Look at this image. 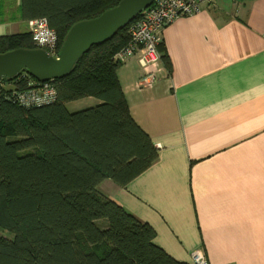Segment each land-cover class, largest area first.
Masks as SVG:
<instances>
[{"label": "crops", "instance_id": "obj_1", "mask_svg": "<svg viewBox=\"0 0 264 264\" xmlns=\"http://www.w3.org/2000/svg\"><path fill=\"white\" fill-rule=\"evenodd\" d=\"M230 2L165 28L159 50L172 71L162 58L153 87L139 86L138 56L118 70L130 113L159 157L128 186L108 179L100 190L186 264L197 251L211 264H264V0ZM17 4L18 18L0 24V36L31 33Z\"/></svg>", "mask_w": 264, "mask_h": 264}, {"label": "trees", "instance_id": "obj_2", "mask_svg": "<svg viewBox=\"0 0 264 264\" xmlns=\"http://www.w3.org/2000/svg\"><path fill=\"white\" fill-rule=\"evenodd\" d=\"M121 1L21 0L23 21L46 19L55 32L46 45L32 33L0 36V54L42 48L57 56L75 24ZM130 24L52 81L53 103L17 102V93L40 83L26 71L0 80V264H186L155 244L153 227L100 190L108 179L128 186L159 157L118 78L117 55L129 43ZM168 57L164 50L172 71ZM87 98L100 103L68 110Z\"/></svg>", "mask_w": 264, "mask_h": 264}, {"label": "built area", "instance_id": "obj_3", "mask_svg": "<svg viewBox=\"0 0 264 264\" xmlns=\"http://www.w3.org/2000/svg\"><path fill=\"white\" fill-rule=\"evenodd\" d=\"M215 0H154L153 4L133 20L129 27V43L117 55L122 63L138 56L143 69L139 81L141 88L153 87L160 71L163 31L179 18L198 13L203 6H212ZM54 30L46 19L32 22V36L40 45L49 44ZM40 82V81H39ZM57 98L56 88L49 82H40L37 86L16 94V100L25 107L41 106L53 103ZM192 264H211L207 256L197 251L192 255Z\"/></svg>", "mask_w": 264, "mask_h": 264}, {"label": "water", "instance_id": "obj_4", "mask_svg": "<svg viewBox=\"0 0 264 264\" xmlns=\"http://www.w3.org/2000/svg\"><path fill=\"white\" fill-rule=\"evenodd\" d=\"M154 0H122L99 17L75 24L57 56L45 49H17L0 54V80L13 79L26 71L40 82L69 75L79 59L92 47L100 46L148 9Z\"/></svg>", "mask_w": 264, "mask_h": 264}, {"label": "rangeland", "instance_id": "obj_5", "mask_svg": "<svg viewBox=\"0 0 264 264\" xmlns=\"http://www.w3.org/2000/svg\"><path fill=\"white\" fill-rule=\"evenodd\" d=\"M218 1V0H216ZM228 2V4H231L230 0H219V2ZM1 5H3V8L6 7V11H8L6 18L3 19V14H4V9L2 10L1 8V11H2V17L0 18V24L5 26V24H11L9 23L10 21H12V17H17L18 16H14V14L16 13H19L18 11V4H17V0H3V2L0 0V7ZM0 11V12H1ZM19 20V19H17ZM6 22V23H5ZM15 22V21H13ZM10 26V25H9ZM30 28V26L28 27ZM89 99H82V100H79V101H75L73 103H70L67 105V108L70 112L72 113H75V112H79V111H82V110H86V109H89V108H92V107H96L97 105L96 104H89L90 101H87ZM93 101L91 102H96L97 100L96 99H92ZM92 105V106H91Z\"/></svg>", "mask_w": 264, "mask_h": 264}]
</instances>
